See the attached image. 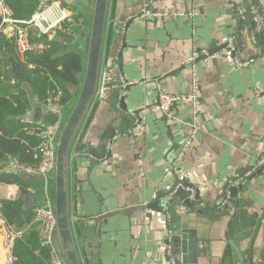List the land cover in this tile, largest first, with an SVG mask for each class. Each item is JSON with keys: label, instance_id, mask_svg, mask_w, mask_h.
<instances>
[{"label": "crops", "instance_id": "crops-1", "mask_svg": "<svg viewBox=\"0 0 264 264\" xmlns=\"http://www.w3.org/2000/svg\"><path fill=\"white\" fill-rule=\"evenodd\" d=\"M59 1L68 11L73 33L70 43H63L75 48L74 32L82 28L90 0ZM241 1L242 15L229 0H109L100 71L110 68L114 76L138 82L123 94L124 107L117 88L103 100L94 99L71 150L70 217L81 264H169L163 241L171 237L170 215L160 216L148 205L172 185L174 176L198 197L193 207L185 208L176 199L171 208L181 215L182 227L195 231L196 264H242L234 247L243 264H248L250 253L259 263L264 254V170L257 167L240 183L233 181L255 168L264 154V94H253L257 83L264 87V34L254 32L250 4ZM254 2L264 12V0ZM153 5L196 15L155 22L142 12ZM3 32L13 35L11 27ZM223 36H232L237 54L254 62L238 68L220 57ZM199 48L219 54L195 61L199 133L178 158L191 131L190 107L179 103L166 119L155 109L158 88L185 95L189 75L182 61ZM146 78L150 81H143ZM142 106L145 123L134 128L133 111ZM46 116L55 119L56 127L59 115L43 105L35 118L41 122ZM100 148L105 151L102 160L97 156ZM22 168L9 160L8 170L27 179ZM37 177L42 184L32 186L25 200L16 185L0 183V200L20 198L32 205L44 185L43 177ZM219 201L225 209L216 204ZM31 225L16 238H28ZM32 229L38 232L39 226ZM11 232L16 231L0 220V264H7L12 255Z\"/></svg>", "mask_w": 264, "mask_h": 264}, {"label": "trees", "instance_id": "trees-1", "mask_svg": "<svg viewBox=\"0 0 264 264\" xmlns=\"http://www.w3.org/2000/svg\"><path fill=\"white\" fill-rule=\"evenodd\" d=\"M18 20H27L39 8V0H6ZM52 33L53 37H49ZM72 29L69 20L61 23V29L42 34L37 28H28L30 49L22 57L16 51L15 36L6 35L0 20V183L16 185L20 195L29 194L39 177L9 171V160H15L21 167H34L40 161L37 146L42 140L40 131L55 123L50 116L41 122L35 118L48 95L60 91V103L64 105L71 92L78 86L81 59L70 47ZM33 115L26 120V114ZM37 190V189H36ZM43 185L36 192L32 205L21 201L0 200V217L6 225L19 231L29 227L34 217V207L42 202ZM28 238H16L13 242V264H50L49 248L39 240V231L32 228Z\"/></svg>", "mask_w": 264, "mask_h": 264}, {"label": "water", "instance_id": "water-1", "mask_svg": "<svg viewBox=\"0 0 264 264\" xmlns=\"http://www.w3.org/2000/svg\"><path fill=\"white\" fill-rule=\"evenodd\" d=\"M243 1L247 3L246 0ZM108 3L109 0H90L89 7L83 17V26L74 32L75 52L81 59V71L77 75L79 84L71 92L70 99L60 108L59 119L51 141L53 161L50 170L43 177V201L48 203L55 220L56 246L63 264H81L71 226L69 158L90 105L94 101L103 53ZM249 20L251 21L250 15ZM154 21L156 22V19ZM129 24L130 22L126 28ZM122 44L125 47V36L122 38ZM172 74L173 72L165 77ZM120 97V103L124 107V96ZM44 106H46V101ZM133 114L135 120L138 117V110L133 111ZM163 117L167 119L168 115ZM25 119L30 120L32 117L27 116ZM100 150L101 152L97 156L102 160L105 151L102 148ZM261 169L263 170L262 167ZM189 187L182 179L174 176L172 185H169L162 193H158L156 200L148 205L151 211L160 216L170 215L171 237L163 241L169 251V254H166L164 250L163 257L169 264H196L198 241L195 231L182 227L181 215L171 213V208L174 207L173 200L178 199L185 208L193 207L197 203L198 197L196 195L192 197L193 194L188 189ZM26 197L27 195H23L21 199L25 200ZM232 197H234V193H232ZM231 201L232 199L227 202ZM216 204L220 209H225V205H222L220 201ZM234 249L239 261L243 264L244 258L236 247ZM248 264H264V254L259 263H255L252 260V253H250Z\"/></svg>", "mask_w": 264, "mask_h": 264}, {"label": "built area", "instance_id": "built-area-1", "mask_svg": "<svg viewBox=\"0 0 264 264\" xmlns=\"http://www.w3.org/2000/svg\"><path fill=\"white\" fill-rule=\"evenodd\" d=\"M39 8L31 14L27 20H18L13 16L11 8L8 6L6 0H0V20L1 29L4 30L7 27H11V31L15 36L16 51L19 57H22L24 53L30 49L28 44V28L35 27L42 34H47L53 29H60L61 23L64 20L69 19L68 11L61 6L59 0H39ZM250 5V16L251 22L253 24L254 32L258 34H264V12L260 9L254 0H246ZM241 0H229V5L233 11L242 15ZM144 15L152 19H164L167 17H174L180 15H188L193 17L196 15L195 11L183 12V11H170L159 9L156 6H146L142 9ZM221 42L224 45L221 53H213L204 48L193 49L188 53L182 61V64L188 66L189 75V90L184 94L171 93L163 87L158 88V100L155 104V109L162 114L168 115L174 105L182 102L189 104L191 111V131L189 136L183 144L181 151L178 154V158L181 157L186 146L190 145L199 133V126L197 124V112H198V93L200 89L199 79L197 74V68L195 61L199 57H212L219 54L220 57L224 58L226 61L231 63L233 66L238 68H246L254 62V59L249 58L247 60L243 59L237 54L234 38L232 36H223ZM218 56V57H219ZM113 63L116 64V57H112ZM143 81H150V78L143 79ZM138 80L136 79H125L124 77L114 76L110 68H103L99 74L98 85L95 93V100H103L106 98L108 93L113 89H119L122 94L126 93L129 86L136 84ZM253 94L257 97L264 94V87L257 83L253 88ZM62 104L60 103V91L50 93L46 99L45 110L49 113L52 112L56 116L59 115L60 108ZM145 113L146 108L144 106L138 109V117L134 121V128H142L145 123ZM28 115V113L26 114ZM55 131V125L48 126L38 133L42 140L37 146V152L40 157V161L34 167H23L22 169L31 175L44 177L45 174L50 170L53 161V148H52V137ZM129 133H132L129 130ZM263 168L264 170V154L260 156L257 160L255 168L247 171L243 175H238L235 177L233 183H240V181L247 175L253 173L255 169ZM191 191L193 189L189 187ZM227 194L229 193V188L226 189ZM34 217L32 224L39 226V240L42 245L49 248L50 264H63L61 255L56 246V238L54 231L55 220L49 209L48 203L42 201L34 207ZM0 220H3L0 217ZM11 239H15L20 236L22 231L11 232ZM170 231L168 232V236ZM170 238V237H169ZM165 253L169 254L168 247L165 248ZM14 257L9 255L7 257V264H13Z\"/></svg>", "mask_w": 264, "mask_h": 264}]
</instances>
